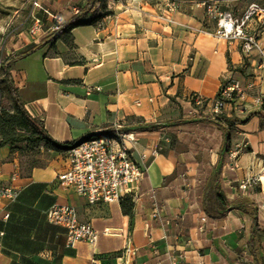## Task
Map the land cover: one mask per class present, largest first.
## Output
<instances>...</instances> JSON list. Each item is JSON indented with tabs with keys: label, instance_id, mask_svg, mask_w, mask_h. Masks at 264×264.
Masks as SVG:
<instances>
[{
	"label": "crops",
	"instance_id": "crops-1",
	"mask_svg": "<svg viewBox=\"0 0 264 264\" xmlns=\"http://www.w3.org/2000/svg\"><path fill=\"white\" fill-rule=\"evenodd\" d=\"M203 1L98 0L83 20L104 11L111 15L77 25L71 35L16 61L10 70L13 84L28 112L58 142L136 127L133 117L159 127L131 131L133 156L146 167L132 215L124 213L120 201L89 204L57 184L58 174L71 167L68 151H50L45 165L26 170L18 153L1 147L4 182L20 195L0 199V264H255L249 245L253 219L234 201L242 195L255 199L264 230V107L255 102L264 94V64L257 54L245 56L237 40L160 18L175 3L172 16L178 22L212 26ZM254 1L220 4L241 16ZM249 29L264 43L263 20H252ZM230 71L245 96L217 116L223 129L217 117L193 113L186 97L214 98ZM223 116L241 121L230 124ZM245 181L248 189L242 187ZM216 190L230 207L220 217L206 210L208 205L221 212L220 199H210ZM57 202L74 205L80 219L99 230L96 247L67 246L66 229L47 216ZM260 237L256 247L262 256Z\"/></svg>",
	"mask_w": 264,
	"mask_h": 264
},
{
	"label": "built area",
	"instance_id": "built-area-1",
	"mask_svg": "<svg viewBox=\"0 0 264 264\" xmlns=\"http://www.w3.org/2000/svg\"><path fill=\"white\" fill-rule=\"evenodd\" d=\"M206 16L212 26L203 24L194 26L178 22L172 13L177 9V4H169L165 13L160 18L166 24H177L188 30L198 33H208L217 38L228 41H239L242 53L245 56L257 54L264 64V43L256 32L249 29V23L254 20L264 21V4L252 2L241 16L235 15L230 10L221 7L220 0H205L202 2ZM42 7V6H41ZM45 11L53 16L52 31H59L66 22L63 14H53L48 9ZM79 11L73 8V13ZM46 33L45 24L40 16H33L30 28L32 36H41ZM245 96V90L240 80L230 71L223 76L222 84L214 98H205L198 93L186 97L193 113H207L217 117L225 112L227 104ZM255 102L264 107V94L255 97ZM134 140L131 132L123 131L120 126L115 130L98 132L76 143L69 150L71 167L69 170L58 174L57 184L66 189H73L84 197L89 204L99 202L121 201L127 194H132L136 199V189L146 176V167L138 162L132 153L129 143ZM17 172L13 174L16 177ZM4 171L0 163V199L16 200L20 190L4 182ZM250 181L242 184L248 189ZM152 197L156 200L155 191ZM156 216L159 215L157 208ZM50 222L63 226L66 229V244L75 247L79 242H86L96 247L99 230L88 221H82L77 208L69 203H54L47 211ZM205 220V218H203ZM128 250V249H127ZM97 262V259H94ZM124 264H131L126 260Z\"/></svg>",
	"mask_w": 264,
	"mask_h": 264
},
{
	"label": "trees",
	"instance_id": "trees-1",
	"mask_svg": "<svg viewBox=\"0 0 264 264\" xmlns=\"http://www.w3.org/2000/svg\"><path fill=\"white\" fill-rule=\"evenodd\" d=\"M98 0H86L85 4L78 5L79 11L73 13L70 17L66 19L64 26L59 31H54L49 36L43 38L38 43H32L28 47L19 51H12L11 54L6 56L1 63V68L5 73V79L7 82V89L12 97V108H2L0 110V148L6 145L10 146L11 154L18 153L24 156V152L34 150L45 149L47 151L54 152H64L68 151L76 143L90 137L86 136L82 140L74 143H61L53 139L48 133L42 121L34 116H32L25 107L22 101L18 89L13 84L10 78V70L13 65L19 59L29 56L35 51L41 49L46 43L61 36H66L67 33L70 34L71 30L81 24H92L103 19L104 16L111 15V11H104L101 13H95L94 16L89 20H83L88 13L92 10ZM205 1V0H204ZM71 35V34H70ZM264 117V115H263ZM218 119V117L216 118ZM223 119L230 124H235L240 122V119L229 118L228 116H223ZM134 123H137L136 127L125 126L122 128L125 132H131L135 129L138 130H154L159 127L158 124L152 122H146L143 118L133 117ZM219 120V119H218ZM220 121V120H219ZM219 125L225 129V124L221 121ZM225 125V126H224ZM227 145L230 146L231 138L227 137ZM46 161L43 163H38L33 156L31 161H28L27 169H31L34 166L45 165ZM216 197L220 199V204L216 205L221 208V212H212L208 205H206V210L214 217L224 216L226 212L230 209L229 201L223 192L211 191L210 199H215ZM122 209L126 214H133L134 198L132 194H127L121 199ZM234 207L243 210L253 219V229L252 236L249 241V245L252 253L254 254L255 264H264V255L260 256L257 251V241L260 235L261 229L259 227V204L255 199L250 196L242 195L234 201Z\"/></svg>",
	"mask_w": 264,
	"mask_h": 264
},
{
	"label": "rangeland",
	"instance_id": "rangeland-1",
	"mask_svg": "<svg viewBox=\"0 0 264 264\" xmlns=\"http://www.w3.org/2000/svg\"><path fill=\"white\" fill-rule=\"evenodd\" d=\"M255 1L264 4V0ZM84 2L85 0H0V110L12 108L13 104L7 89L5 73L1 68L4 58L12 51L23 50L54 32L50 30L54 18L45 9L53 14H63L68 18L73 14V8L79 7L78 5ZM34 15L40 16L44 21L46 33L41 36L30 34ZM50 153V151L40 149L24 152V156L19 155L26 169L28 161L30 162L33 156L38 163H43L47 161ZM260 236L264 239V230L260 232Z\"/></svg>",
	"mask_w": 264,
	"mask_h": 264
}]
</instances>
